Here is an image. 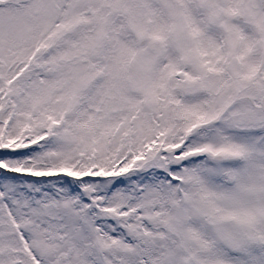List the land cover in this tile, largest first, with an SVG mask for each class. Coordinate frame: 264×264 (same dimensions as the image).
I'll return each mask as SVG.
<instances>
[{"label": "snow or ice", "instance_id": "1", "mask_svg": "<svg viewBox=\"0 0 264 264\" xmlns=\"http://www.w3.org/2000/svg\"><path fill=\"white\" fill-rule=\"evenodd\" d=\"M0 264H264V0H0Z\"/></svg>", "mask_w": 264, "mask_h": 264}]
</instances>
